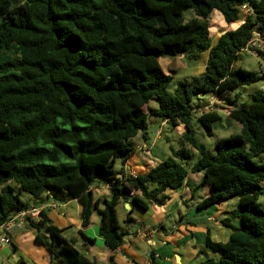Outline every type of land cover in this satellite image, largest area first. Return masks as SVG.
<instances>
[{
  "label": "trees",
  "instance_id": "obj_1",
  "mask_svg": "<svg viewBox=\"0 0 264 264\" xmlns=\"http://www.w3.org/2000/svg\"><path fill=\"white\" fill-rule=\"evenodd\" d=\"M212 12L236 24L214 43ZM256 37L264 41V0H0V55L13 54L0 61V227L31 205L21 191L38 201L59 189L81 204L82 226L93 209L98 212L99 234L112 252L125 235L118 228L119 203L161 206L184 183L192 194L209 185L198 209L229 199L237 208L221 219L231 230L227 241L206 237L217 258L199 264H264V162L253 160L264 152V88L243 102L235 93L264 85V73L234 68ZM203 53V72L169 92L173 77L161 59ZM200 94L231 106L229 116L241 124L239 133L215 140L214 152L194 138L190 125L194 98L207 135L221 120L217 111L202 110ZM153 100L157 107L149 106ZM148 116L173 128L182 124L180 148L145 174L115 169L134 152L133 137L148 139ZM189 171L202 173L198 184L187 179ZM100 186L109 196L93 199L92 189ZM39 213L26 224L51 253L49 264H95ZM41 228L49 241L41 239ZM109 260L116 264L112 255Z\"/></svg>",
  "mask_w": 264,
  "mask_h": 264
},
{
  "label": "crops",
  "instance_id": "obj_2",
  "mask_svg": "<svg viewBox=\"0 0 264 264\" xmlns=\"http://www.w3.org/2000/svg\"><path fill=\"white\" fill-rule=\"evenodd\" d=\"M259 43L254 42L258 46ZM200 56L201 67L191 64L194 76L201 74L205 67L207 56L204 54ZM179 59L185 60L181 55L162 60L165 61L168 70L175 72ZM181 67L180 71L186 68ZM209 97L211 100L214 96ZM164 124L165 122L160 125ZM155 135L152 140L149 137L148 139L142 137V143L133 145L134 152L119 162L117 170L123 169L124 173L132 175L145 174L151 167L165 159L168 156L166 153L154 149V141L159 138L156 133ZM201 178V172L189 171L187 175V179L193 184H198ZM210 193V186L203 185L192 194L184 183L179 188L171 190L169 199L161 206L148 204L146 208H138L131 202L119 203L115 209L118 228L125 235L121 244L112 252L99 234L100 217L95 209L92 210L88 225L82 226L81 204L76 199L59 203L54 200L53 195H48L45 198L41 197L38 205L36 202L30 204L46 213L47 218L58 228L64 230L74 227L80 239L75 236L68 239L62 235L63 231L61 236L72 242L74 247L95 264H110L111 255L116 264H199L207 258L218 256V253L206 246L207 235L213 241L225 242L231 233L230 228L221 223V219L231 212L225 210L224 202L202 209L197 208V203ZM92 196L93 199L106 198L109 196V190L105 186L94 187ZM173 211H177V219L171 214ZM127 217L132 221L126 223ZM232 223L237 224L239 221L234 219ZM40 232L42 240L49 238L43 228ZM36 233L38 232L27 224L21 228L14 227L10 234L11 243L0 246V264H15L18 258L25 260L26 264H49L52 255L44 245L35 240ZM12 245L15 246V250L12 249Z\"/></svg>",
  "mask_w": 264,
  "mask_h": 264
},
{
  "label": "rangeland",
  "instance_id": "obj_3",
  "mask_svg": "<svg viewBox=\"0 0 264 264\" xmlns=\"http://www.w3.org/2000/svg\"><path fill=\"white\" fill-rule=\"evenodd\" d=\"M184 15L189 17L191 14V10L187 9L184 11ZM245 16V15H244ZM209 25H210V32H211V42L214 43L215 40L217 39L218 35L229 28L235 27L236 24L228 25L224 22L222 16L217 13V12H212L211 15L209 16ZM256 40L259 43V46H254L253 48L249 47L244 50H241L238 54V58L236 62L234 63V68L241 67L246 70H252L258 72L260 75L264 73V59L262 56L264 55V42L263 40L259 39L256 37ZM259 52V53H258ZM205 56L206 53H203ZM201 55V54H200ZM13 54L8 53L5 55H0V61H3L7 58H12ZM201 57L199 56L196 59H190V55H186V58L184 61L182 59H179L177 62V66L175 68L176 71L172 72L166 68L165 61L161 59V66L163 67L164 70L169 71L168 74L172 75V81L168 85L167 90L169 92H172L175 86L179 81H189L192 77H194V74L192 73V66L191 64L197 65V67H201ZM165 59L167 57H164ZM183 62V63H182ZM187 62L188 64H186ZM182 63V64H180ZM179 66V68H178ZM181 66L186 67L183 71H180L179 69L182 68ZM263 85H260L259 83L251 84V85H244L240 86L235 90L236 92H240V97H239V102L247 101L249 100V93L252 90H255L259 87H262ZM199 96V95H198ZM200 106L203 107V111H211L215 110L217 111L220 116L221 120L219 122L213 123V132L211 135H207L206 132L204 131L203 127L197 122V116L199 113L196 111V99L194 98L191 102V106L193 109L192 115H191V120H190V125L194 133V138L202 143L208 150L214 152L215 147L214 143L215 140L218 138H223L227 137L231 134L239 133L241 129V124L239 121L231 118L229 116V111L232 109L231 106L226 105L223 101L219 99H215L212 97L210 100L209 96H205L200 98ZM150 107H157V104L155 101L149 102ZM148 137L152 140L153 136L155 133L157 134L158 140L154 141V149L155 151H159L160 153H166L167 155H171L172 150H176L180 148L181 146V134L184 130V127L182 124H179L177 127L173 128L170 123H165L164 125L160 126L162 120L158 117L154 116H148ZM157 130V132H155ZM156 136V135H155ZM132 145H136V143L143 142L142 135L139 133L137 136L133 137L130 140ZM159 155V154H158ZM162 157V156H161ZM195 160V156L193 157L192 161ZM253 160L257 163H263L264 162V152L260 153L257 156L253 157ZM119 160H117L115 164V169H119ZM54 191V200L59 203H63L64 201H68L71 198L64 192L63 190L59 189H53ZM19 197L21 200L34 203L36 202V205L39 204V200L36 201L32 195L25 191H21L19 194ZM42 197H46V194L42 195ZM50 199H53L49 197ZM225 206V210L227 211H232L237 208L236 200L235 199H229L223 203ZM70 208V207H69ZM72 208V207H71ZM175 219L178 218L177 211H173L171 213ZM172 216H170L171 218ZM122 225V224H121ZM74 227H70L67 229L63 230V236L67 237L70 239V237L75 236V238H79L78 233L76 230L73 229ZM80 239V238H79ZM47 241H49V238H47ZM72 243V242H71ZM76 245V244H74ZM76 248V247H75ZM77 249V248H76Z\"/></svg>",
  "mask_w": 264,
  "mask_h": 264
},
{
  "label": "built area",
  "instance_id": "obj_4",
  "mask_svg": "<svg viewBox=\"0 0 264 264\" xmlns=\"http://www.w3.org/2000/svg\"><path fill=\"white\" fill-rule=\"evenodd\" d=\"M241 11L243 15H249V9L246 5L241 6ZM255 45V44H254ZM40 210L34 206L30 205L27 209L20 210L14 213L1 227H0V246L3 244L10 243L11 230L14 227L21 228L27 223V220L37 221L40 219Z\"/></svg>",
  "mask_w": 264,
  "mask_h": 264
},
{
  "label": "water",
  "instance_id": "obj_5",
  "mask_svg": "<svg viewBox=\"0 0 264 264\" xmlns=\"http://www.w3.org/2000/svg\"><path fill=\"white\" fill-rule=\"evenodd\" d=\"M262 88H264V85L262 86ZM199 96H203V94H200Z\"/></svg>",
  "mask_w": 264,
  "mask_h": 264
}]
</instances>
